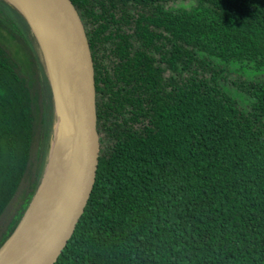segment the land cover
Instances as JSON below:
<instances>
[{
  "label": "trees",
  "instance_id": "1",
  "mask_svg": "<svg viewBox=\"0 0 264 264\" xmlns=\"http://www.w3.org/2000/svg\"><path fill=\"white\" fill-rule=\"evenodd\" d=\"M71 1L102 153L55 264H264V80L229 77L237 64L264 70V0ZM63 120L29 25L0 0V251Z\"/></svg>",
  "mask_w": 264,
  "mask_h": 264
},
{
  "label": "water",
  "instance_id": "2",
  "mask_svg": "<svg viewBox=\"0 0 264 264\" xmlns=\"http://www.w3.org/2000/svg\"><path fill=\"white\" fill-rule=\"evenodd\" d=\"M4 1L29 25L63 115L62 123L70 132L72 157L65 185L24 263L55 264L80 222L100 165L102 134L96 109L93 56L84 24L71 0ZM45 182L46 176L36 197Z\"/></svg>",
  "mask_w": 264,
  "mask_h": 264
},
{
  "label": "bare ground",
  "instance_id": "3",
  "mask_svg": "<svg viewBox=\"0 0 264 264\" xmlns=\"http://www.w3.org/2000/svg\"><path fill=\"white\" fill-rule=\"evenodd\" d=\"M71 157L70 132L67 124L61 123L52 147L44 187L33 202L19 231L1 251L0 264L25 263L35 239L57 205L67 179Z\"/></svg>",
  "mask_w": 264,
  "mask_h": 264
},
{
  "label": "rangeland",
  "instance_id": "4",
  "mask_svg": "<svg viewBox=\"0 0 264 264\" xmlns=\"http://www.w3.org/2000/svg\"><path fill=\"white\" fill-rule=\"evenodd\" d=\"M196 3L193 0L189 1H178L175 3L169 4V8L171 9H190L194 7ZM231 73L229 74V77L231 81H239V80H264V70L262 71H257L253 69L252 66L247 65V64H237L233 65L230 68ZM232 91H235V87L233 83H230ZM236 98L240 101V104L244 106L247 102L244 101L242 98H240L239 95L235 94ZM69 129V128H68ZM55 142V139H54Z\"/></svg>",
  "mask_w": 264,
  "mask_h": 264
}]
</instances>
